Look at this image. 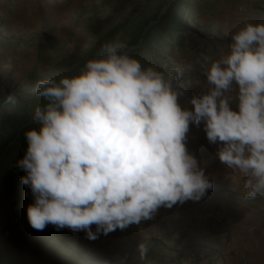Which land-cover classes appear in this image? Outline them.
<instances>
[{"label":"clouds","instance_id":"obj_1","mask_svg":"<svg viewBox=\"0 0 264 264\" xmlns=\"http://www.w3.org/2000/svg\"><path fill=\"white\" fill-rule=\"evenodd\" d=\"M102 47L79 74L35 85L46 103L35 108L39 128L25 132L28 147L17 162L34 198L27 206L33 229L50 224L95 240L152 219L161 206L199 201L213 183L185 141L190 123L202 121L246 198H264V22L232 33L226 55L197 61L209 89L191 98L192 110L178 103L191 62L173 59L161 70L143 66L122 43Z\"/></svg>","mask_w":264,"mask_h":264},{"label":"rangeland","instance_id":"obj_2","mask_svg":"<svg viewBox=\"0 0 264 264\" xmlns=\"http://www.w3.org/2000/svg\"><path fill=\"white\" fill-rule=\"evenodd\" d=\"M186 1L191 4L181 9L177 24L170 25L171 33L163 34L166 45L153 44L143 54L145 61L141 64L163 70L162 66L173 59L191 62L194 68L185 77L184 94L178 97V103L192 110L191 98L209 89L204 69L197 61H202L203 56L218 59L226 55L232 33L245 23L264 22V0ZM173 2L0 0V122L10 104L22 107L26 118L33 122L35 108L46 103L34 90L37 81L79 74L88 60L102 56V46L108 43H122L129 51L134 35L131 31L139 24L141 15L146 13L154 24ZM132 7L136 8L135 13L123 28L118 27ZM119 12L123 15L117 16ZM180 27L183 31H176ZM112 29L113 34L101 41L97 53L88 56L94 44ZM64 32L66 35L61 38ZM176 35L184 36L181 46L171 43ZM10 94L15 97L14 103L7 102ZM232 96L230 106L237 110L236 93ZM185 144L213 183L206 195L219 188V183L223 186L230 181L234 173L217 157L219 145L207 140L203 121L199 126L190 123ZM27 194H32L28 186L12 198L0 189V200L4 199L0 201V264H149L153 260L149 256H154L155 248L162 244L167 224L189 215L196 220L195 215L204 209L200 205L207 198L205 195L199 201L178 202L171 208L161 206L150 220L89 240L84 231L57 230L50 224L43 230L33 229L28 223L27 206L34 198H27ZM92 230L95 231V225ZM140 244L145 248L143 256Z\"/></svg>","mask_w":264,"mask_h":264},{"label":"crops","instance_id":"obj_3","mask_svg":"<svg viewBox=\"0 0 264 264\" xmlns=\"http://www.w3.org/2000/svg\"><path fill=\"white\" fill-rule=\"evenodd\" d=\"M218 187L206 195L198 220L189 215L167 224L149 264H264V198L247 199L235 174Z\"/></svg>","mask_w":264,"mask_h":264},{"label":"trees","instance_id":"obj_4","mask_svg":"<svg viewBox=\"0 0 264 264\" xmlns=\"http://www.w3.org/2000/svg\"><path fill=\"white\" fill-rule=\"evenodd\" d=\"M134 1L131 0V3ZM188 4H191V1L174 0L168 12L162 19L154 20V24H151L148 20L146 13L142 14L139 24H136L135 30L131 31L134 35L131 38L129 54L142 62L145 61L143 54L148 52L153 44L160 42L162 43L161 47H164L166 42H164L163 34L171 33L170 25L177 24V16L182 15L181 9L189 7ZM135 10L136 8L128 16H125L118 27L123 28L127 23V19L135 13ZM121 15L123 13L119 12L117 14V16ZM130 26L131 24L128 27ZM115 29L110 30L103 38L99 39L87 52V55L97 53L101 41L111 36ZM179 30L183 31V28L176 29V31ZM97 35L99 34L97 33ZM173 39L171 43L181 46L184 36L176 35ZM33 128H39V124L35 121L29 122L26 113L22 111V107L13 104L6 107L0 122V189L3 188L9 194V198L16 197L18 192H22L24 187H27L21 182V177L26 175V172L18 167L17 162L24 157L28 147L25 132ZM27 195V198L32 197V194Z\"/></svg>","mask_w":264,"mask_h":264},{"label":"built area","instance_id":"obj_5","mask_svg":"<svg viewBox=\"0 0 264 264\" xmlns=\"http://www.w3.org/2000/svg\"><path fill=\"white\" fill-rule=\"evenodd\" d=\"M206 210L203 209L202 213L205 212ZM212 217L214 218V221L217 225L224 224L225 220L224 218L219 214V213H211ZM196 220L200 218V214L195 215ZM168 226V225H167Z\"/></svg>","mask_w":264,"mask_h":264},{"label":"bare ground","instance_id":"obj_6","mask_svg":"<svg viewBox=\"0 0 264 264\" xmlns=\"http://www.w3.org/2000/svg\"><path fill=\"white\" fill-rule=\"evenodd\" d=\"M132 10H133V7L120 19V21L125 17V16H128L129 14H130V12H132ZM120 21H119V23H120ZM118 23V24H119ZM65 30V29H64ZM66 35V32H64V35L63 36H61L60 35V37L61 38H64V36ZM88 50H89V48H88Z\"/></svg>","mask_w":264,"mask_h":264}]
</instances>
